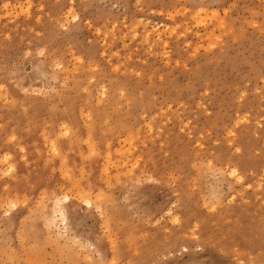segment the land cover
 <instances>
[{
  "label": "rangeland",
  "instance_id": "374dc122",
  "mask_svg": "<svg viewBox=\"0 0 264 264\" xmlns=\"http://www.w3.org/2000/svg\"><path fill=\"white\" fill-rule=\"evenodd\" d=\"M113 260L264 264V0H0V264Z\"/></svg>",
  "mask_w": 264,
  "mask_h": 264
},
{
  "label": "snow or ice",
  "instance_id": "6c2138e0",
  "mask_svg": "<svg viewBox=\"0 0 264 264\" xmlns=\"http://www.w3.org/2000/svg\"><path fill=\"white\" fill-rule=\"evenodd\" d=\"M73 19H75V17H73ZM231 174H232V175H235V172H233V173H231ZM63 199H64V200H67V197L65 196ZM86 202H87V201H86ZM10 207H11V208H15L16 205H15V204H11ZM112 264H116V262L113 260V261H112Z\"/></svg>",
  "mask_w": 264,
  "mask_h": 264
},
{
  "label": "bare ground",
  "instance_id": "6f19581e",
  "mask_svg": "<svg viewBox=\"0 0 264 264\" xmlns=\"http://www.w3.org/2000/svg\"><path fill=\"white\" fill-rule=\"evenodd\" d=\"M233 172H235V173H236V171H233ZM233 172H232V173H233ZM63 212H64V211H63ZM63 212H62V213H63Z\"/></svg>",
  "mask_w": 264,
  "mask_h": 264
}]
</instances>
